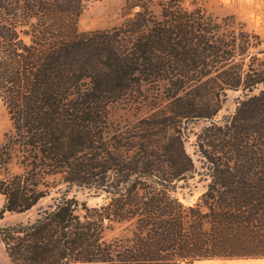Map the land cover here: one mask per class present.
I'll return each instance as SVG.
<instances>
[{"label": "trees", "instance_id": "16d2710c", "mask_svg": "<svg viewBox=\"0 0 264 264\" xmlns=\"http://www.w3.org/2000/svg\"><path fill=\"white\" fill-rule=\"evenodd\" d=\"M92 0H0V224L10 264H193L264 257V58L258 35L198 0H125L115 27L79 31ZM28 36V40H25ZM226 90L242 98L215 119ZM255 90H258L254 93ZM153 109L114 123L125 97ZM194 165L184 148L190 122ZM11 165L19 171L13 172ZM199 175L191 204L176 195ZM101 201L89 205L74 190ZM48 199L46 204H40Z\"/></svg>", "mask_w": 264, "mask_h": 264}, {"label": "rangeland", "instance_id": "374dc122", "mask_svg": "<svg viewBox=\"0 0 264 264\" xmlns=\"http://www.w3.org/2000/svg\"><path fill=\"white\" fill-rule=\"evenodd\" d=\"M150 8L153 13L159 12V3L163 0H149ZM125 0H92L84 6L77 22V29L79 31H91L96 29H107L118 26L124 19L122 7ZM190 0H185L186 5ZM199 5L205 14L211 16L217 22H223L227 17H233L232 26L238 27L242 25L247 31L258 35L260 39V46L251 51L259 58H264V0H198ZM28 40V36H25ZM258 90H255L256 93ZM242 98L240 90H226V97L221 109L215 116L216 120L224 116H229L235 110L239 100ZM153 109L148 102L143 99H136L128 96L113 103L109 107V118L114 123H131L137 118L149 114ZM207 122L202 120L190 122L188 125V138L184 142V148L191 157L197 169H200L201 161L195 152L196 133L205 126ZM11 128V122L7 114L6 108L0 101V141L3 134ZM13 172L19 171L16 165H11ZM205 181L199 176L195 175L188 180V185L177 190V197L184 204H191L197 200L200 194L205 189ZM73 193L79 199L86 200L89 205H94L101 201L100 197H91L84 190H74ZM48 199H44L40 204H46ZM3 204V196L0 195V210ZM34 209L27 213H8L0 214V224L14 222L27 216H32ZM0 264H10L4 251V247L0 244ZM72 264H102L97 263H72Z\"/></svg>", "mask_w": 264, "mask_h": 264}, {"label": "crops", "instance_id": "0c3cea01", "mask_svg": "<svg viewBox=\"0 0 264 264\" xmlns=\"http://www.w3.org/2000/svg\"><path fill=\"white\" fill-rule=\"evenodd\" d=\"M102 264H104V263H102ZM193 264H264V257L204 259V260L195 261Z\"/></svg>", "mask_w": 264, "mask_h": 264}]
</instances>
